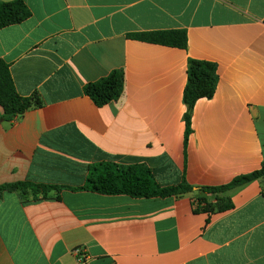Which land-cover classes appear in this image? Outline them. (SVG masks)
I'll use <instances>...</instances> for the list:
<instances>
[{
    "label": "crops",
    "instance_id": "obj_1",
    "mask_svg": "<svg viewBox=\"0 0 264 264\" xmlns=\"http://www.w3.org/2000/svg\"><path fill=\"white\" fill-rule=\"evenodd\" d=\"M13 0H0L11 2ZM32 16L0 30V60L18 94L42 106L13 122L0 107V187L65 189L33 199L0 193V264H264V178L223 194L233 208L196 212L182 198L72 191L91 165L144 164L162 187H220L264 165V0H23ZM185 30L186 49L136 40ZM190 59L217 66L211 99L192 112ZM114 70L121 98L84 94ZM85 254L87 259L79 260Z\"/></svg>",
    "mask_w": 264,
    "mask_h": 264
},
{
    "label": "trees",
    "instance_id": "obj_2",
    "mask_svg": "<svg viewBox=\"0 0 264 264\" xmlns=\"http://www.w3.org/2000/svg\"><path fill=\"white\" fill-rule=\"evenodd\" d=\"M32 16V12L23 0L0 2V30L23 23ZM134 39L159 44L167 47L186 49L188 36L185 30L153 31L133 36ZM188 80L184 90L183 100L187 107L185 120V145L187 146L192 133V112L200 99L214 97L219 83L217 66L206 61L190 59L188 63ZM125 88V73L114 70L107 77L89 83L84 88V94L94 104L102 108L118 101ZM38 94L32 97H21L15 87L10 65L0 60V107L3 110L2 121L13 122L32 108L42 106ZM264 178V165L260 170L233 179L229 184L220 187L194 188L185 180L179 185L160 186L151 170L144 164L118 165L110 162L96 163L90 166L85 185L78 188H68L72 191H88L102 195H127L137 199L182 198L193 192L211 195L215 202H209L205 197H198L196 212L223 213L233 208L231 200L224 197L228 191ZM62 186L18 182L0 187V193L18 191L22 196L47 198L52 191L65 189Z\"/></svg>",
    "mask_w": 264,
    "mask_h": 264
},
{
    "label": "built area",
    "instance_id": "obj_3",
    "mask_svg": "<svg viewBox=\"0 0 264 264\" xmlns=\"http://www.w3.org/2000/svg\"><path fill=\"white\" fill-rule=\"evenodd\" d=\"M87 259V256L85 255V254H81V255H79V260L80 261H84V260H86Z\"/></svg>",
    "mask_w": 264,
    "mask_h": 264
}]
</instances>
